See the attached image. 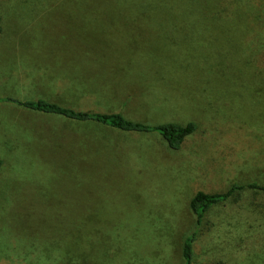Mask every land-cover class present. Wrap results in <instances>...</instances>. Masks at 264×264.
I'll return each instance as SVG.
<instances>
[{
    "label": "rangeland",
    "instance_id": "1",
    "mask_svg": "<svg viewBox=\"0 0 264 264\" xmlns=\"http://www.w3.org/2000/svg\"><path fill=\"white\" fill-rule=\"evenodd\" d=\"M40 98L199 130L176 150ZM0 158V264H184L193 232V264H264V189L190 207L264 186V0H0Z\"/></svg>",
    "mask_w": 264,
    "mask_h": 264
},
{
    "label": "trees",
    "instance_id": "2",
    "mask_svg": "<svg viewBox=\"0 0 264 264\" xmlns=\"http://www.w3.org/2000/svg\"><path fill=\"white\" fill-rule=\"evenodd\" d=\"M18 104L34 110L58 114L82 122L96 121L109 128L112 127L118 129L123 133L130 132L145 133L149 135L156 134L159 135L164 141H166L170 148L176 150L183 145L185 139L189 135L196 133L199 130L198 123L194 121H190L186 124H181L174 121H166L162 123L151 124L144 121L134 120L128 117L122 111L99 112L90 110H77L73 107L59 104L57 102H53L45 98H40L38 100H18ZM1 167L2 160L0 158V171ZM246 188L264 189V186H261L255 182H233L226 191L207 192L204 190H198L194 194L190 202L191 210L197 217L196 227L200 228L202 226L207 212L210 211L215 205L225 201H229L233 198L235 199V197L240 195L241 191ZM196 237L197 233L193 232L192 234L188 235L184 240V264H193V251Z\"/></svg>",
    "mask_w": 264,
    "mask_h": 264
},
{
    "label": "crops",
    "instance_id": "3",
    "mask_svg": "<svg viewBox=\"0 0 264 264\" xmlns=\"http://www.w3.org/2000/svg\"><path fill=\"white\" fill-rule=\"evenodd\" d=\"M88 110L93 111V110H91V109H88ZM104 148H106L105 145H104ZM105 158H107L108 169H109V171H111V151H110V153H109Z\"/></svg>",
    "mask_w": 264,
    "mask_h": 264
}]
</instances>
